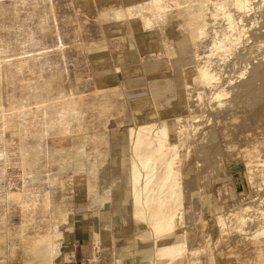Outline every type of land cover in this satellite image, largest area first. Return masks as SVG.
Segmentation results:
<instances>
[{"label":"rangeland","instance_id":"obj_1","mask_svg":"<svg viewBox=\"0 0 264 264\" xmlns=\"http://www.w3.org/2000/svg\"><path fill=\"white\" fill-rule=\"evenodd\" d=\"M162 30L175 34V46L185 40L189 51L179 48L177 58L190 68L176 88L157 96L153 121L160 112L166 118L146 126L140 140L143 153L150 150L146 140L157 141L160 148L156 158L134 171L130 190L137 192V210L148 169L167 150L154 188L168 199L181 196L184 205L172 221L163 222L159 236L151 225L140 229L146 224L138 211L135 222L124 227L130 231L136 225L137 239L153 244L155 256L168 264L257 263L255 251L264 252V0H0V264H15L28 251V230L12 221L10 204L36 175L35 182L46 188L45 210L75 177L76 196L67 206L71 214L49 245L58 264L65 225L78 204L91 207L86 200L100 190L99 171L104 168L108 175L107 159L113 184L112 145L121 141L133 147L129 126L116 129L114 116L123 113L126 100L121 89L110 87L113 58L129 53L132 61V53L145 62L155 59L159 55L141 58L128 39ZM125 36L129 46L123 52ZM165 40L164 55H173L172 36ZM23 63L28 69V63L35 64L41 76L23 73ZM155 80L151 85L159 88ZM201 98L211 111L205 104L197 111L199 103H193ZM165 127L176 142L173 147ZM92 138L98 140L97 151L78 158ZM246 146L252 149L250 162L242 151ZM64 158L67 168H51ZM111 189L101 192L97 204L109 198ZM169 224L173 232H167ZM126 233L109 250L100 243L97 263L118 258V248L131 237ZM178 253V259L166 257ZM31 259L43 261L39 255ZM51 260L44 259L46 264Z\"/></svg>","mask_w":264,"mask_h":264},{"label":"crops","instance_id":"obj_2","mask_svg":"<svg viewBox=\"0 0 264 264\" xmlns=\"http://www.w3.org/2000/svg\"><path fill=\"white\" fill-rule=\"evenodd\" d=\"M168 35L172 36L171 42L174 44L173 55H164L165 49H167L165 36ZM121 36L123 37V35ZM143 36L146 38L140 39L141 41L135 38L128 39L125 36L123 52L127 51L126 46H129L126 40L128 39L131 41L132 47L138 49L141 58L144 54L159 56L145 62L139 59L138 56V60H134L133 58L137 57L132 56L131 53L130 59L132 61H129V53L127 55L124 53L123 58H120L121 55L118 58H113L117 61L113 62V71L110 70L113 73V77L109 78L111 81L112 79L115 81L110 87L121 89L126 100L123 113L119 116H114L116 129L120 131L122 126H129L133 147L121 141L119 144L112 145V168L117 171L115 172L113 184L111 177L112 189L110 188L111 192L108 193L109 198L105 199L104 203L100 202L97 204L96 199L102 198L100 194L95 192L88 193L89 198L86 202L89 205L90 201L91 207L81 202L78 204L80 207L78 206L74 209L72 216L69 217L68 224L65 225L63 230L62 252L58 258V263L60 264H99L97 263L99 260L97 254L100 243L109 250L112 246L115 247L117 238L121 235L124 236L125 231L127 236L131 237H125L127 239L126 244L118 248V258L114 255L112 262L109 261L108 264H167L164 257L159 259V257L155 256L153 249L156 247L153 244L149 247L147 242H141L137 239L136 225L134 227L132 224L129 231L124 227V223L127 221L134 223L137 217L134 191L131 193L130 190L133 188V178L134 174H136L134 171L143 168L151 159L156 158L160 148L157 141L154 144L153 141L147 142L146 140V147L150 150L143 153L140 140L142 132L143 130L146 131V126H158V120L161 122V119L166 118L160 112V115L157 116L158 120L153 121L157 114L156 107L158 106L157 101L159 98L157 96H164L167 93L166 90L176 88L174 84L179 82V79L183 80L190 67L179 65L182 58H177V50L179 48L182 51L189 50L183 45L185 40H181L179 43L177 41L176 46L178 48L175 46L177 38L171 30H166L165 32L163 30L160 32L156 31L151 34L145 33ZM120 41L122 40L120 39ZM168 52H173L171 44H168ZM151 74L160 75L153 78ZM178 74H181V76ZM91 78L93 87L98 88L93 76ZM153 79H157L155 80L156 82L159 81V88L157 85L156 87L151 85ZM137 80H144V82L139 83ZM181 82L179 88L185 86L183 81ZM133 131H135L134 134ZM94 136L92 134L91 137ZM90 141L95 143L91 151L96 152V141L98 140L92 138ZM139 163L141 166H139ZM88 183L86 181L87 185ZM93 205L95 207H92Z\"/></svg>","mask_w":264,"mask_h":264},{"label":"bare ground","instance_id":"obj_3","mask_svg":"<svg viewBox=\"0 0 264 264\" xmlns=\"http://www.w3.org/2000/svg\"><path fill=\"white\" fill-rule=\"evenodd\" d=\"M257 33L259 34V32ZM250 34L253 36L252 31ZM238 64L239 63H237L236 66L231 65V67L228 69V74H230L232 70L238 69ZM28 65L30 66L29 67L30 70L28 69V67L27 68L25 67L24 63L21 64V71L23 73H24V70L26 69L27 71L35 73L39 77L41 76L39 74V69L36 67L35 64L28 63ZM95 89H98V88H95ZM224 99H226V97H224ZM205 102H206V98H201V99H197V101L193 103V104L199 103L200 107L198 106V109H197L198 112H199V109H202ZM204 107L205 109L209 107V110L211 111L210 103L205 104ZM255 110H257V108ZM163 131H164V134L167 135L168 138L170 139V131L168 130V128L167 127L163 128ZM226 134L230 135L229 132ZM170 141L172 142V144H168V145L172 146L176 144V142H174L173 140L170 139ZM94 144H95L94 141H90L89 144L87 145V148L83 149L81 151L82 153L80 152L81 154L79 153L80 155H78L77 157L82 158L84 155H88L90 150H93ZM204 144H205L204 142H201V145H204ZM242 151H243L244 157H246L247 161L250 162L252 160V149L249 146H246L244 150ZM168 155H169V152L166 150L162 158L160 159V161H158L157 163L149 167L148 177H147V180H148L147 188L145 190L146 192L137 204V207H138L137 211L139 215L141 216L142 220L146 224V225H139L140 229L141 228L145 229L146 226L151 225V227L153 226L154 230L157 231L158 236L160 234H164L160 232L164 226L163 222L166 220L169 221L170 219L172 221L174 216L178 214L177 211L181 209L184 205L183 199L181 196L178 200H174L173 198L168 199L165 197V195H160L158 191L154 188V186L156 185L157 176L159 175V168L160 167L162 168L165 164H167ZM109 160L110 159H107L106 161V170H105L108 173V175L104 173V170H103L104 168H102L99 171L100 177H102V179L99 182L100 190L99 192L98 190L95 191V193L101 194V192H104L105 190L109 191L111 187V179H110L111 175L109 176V174H111V172L109 171L111 168L107 166L109 163L108 162ZM159 162L160 164H158ZM69 165L70 163L67 160V158H64L60 160L59 162L55 163L51 168L55 169L56 172H61L62 170L67 168ZM134 176L136 177L137 174H134ZM36 178H37V175L35 176V178H32V182H34L33 185L28 189L23 188L19 199L14 202H11L10 204L12 221L15 222L16 226H19V225L24 226L26 228L25 230H28V235H29L28 242L26 243L28 251L27 253L23 252L20 258L15 259L16 261L15 264H46L44 259H49V258L50 259L52 258L49 264H53L54 258L51 256V251H50L51 247L49 245L54 244L56 238L62 233L61 230L59 229V225L63 221H66L69 214H71L70 212L69 213L67 212L68 211L67 206L68 204H72L73 199L76 196L75 177H74L73 179H70L69 181H67V187L64 193L58 192L59 195L57 196L56 201L53 204H51L50 207H48V209L45 210L44 207H45L46 188L44 186L38 185L35 182ZM177 185H178V182L177 181L174 182L173 190L177 188ZM155 192H157L156 196L153 195ZM134 197L137 198V192L136 194L134 193ZM251 202L252 200L248 203V205L252 204ZM169 228L170 229L167 232L174 231L173 224L171 225L169 224ZM154 232H151V234ZM167 232L165 233L167 234ZM170 248L175 249L171 246ZM248 252L249 251H245L244 253L243 252L242 253L243 255H246ZM31 255H36V256L39 255L43 258V261L40 260L39 262H33L31 259ZM166 257H171V258L174 257L175 259H178L179 253L175 254L174 256L169 255ZM255 259L257 261L256 264H264V252L257 253L255 251ZM175 262H179V260Z\"/></svg>","mask_w":264,"mask_h":264}]
</instances>
